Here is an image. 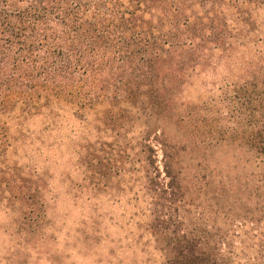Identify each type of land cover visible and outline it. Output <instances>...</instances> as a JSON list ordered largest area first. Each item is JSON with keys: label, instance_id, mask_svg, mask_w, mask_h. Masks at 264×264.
<instances>
[{"label": "trees", "instance_id": "1", "mask_svg": "<svg viewBox=\"0 0 264 264\" xmlns=\"http://www.w3.org/2000/svg\"><path fill=\"white\" fill-rule=\"evenodd\" d=\"M260 11L264 0H0V205L40 229L48 182L12 156L32 119L68 118L90 162L129 158L159 264H264ZM218 72V100L184 103L193 77Z\"/></svg>", "mask_w": 264, "mask_h": 264}, {"label": "rangeland", "instance_id": "2", "mask_svg": "<svg viewBox=\"0 0 264 264\" xmlns=\"http://www.w3.org/2000/svg\"><path fill=\"white\" fill-rule=\"evenodd\" d=\"M257 17L263 23L264 11ZM224 75L193 77L183 91L184 103L218 100ZM48 124L40 118L28 122L27 139L16 144L12 156L48 182L45 219L32 232L17 207L0 205V264H159L138 193L128 184L129 158L107 151L92 163L81 149L84 124L68 118ZM93 137L96 143L97 134ZM106 142L112 144L101 141Z\"/></svg>", "mask_w": 264, "mask_h": 264}]
</instances>
